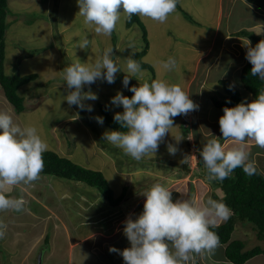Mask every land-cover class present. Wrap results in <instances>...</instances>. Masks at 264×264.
<instances>
[{
    "label": "rangeland",
    "instance_id": "rangeland-1",
    "mask_svg": "<svg viewBox=\"0 0 264 264\" xmlns=\"http://www.w3.org/2000/svg\"><path fill=\"white\" fill-rule=\"evenodd\" d=\"M8 2L5 73H38V77L20 91L25 97V110L20 117L14 115L13 107L0 85V112L8 113L13 122L22 128L35 126L47 143V150L58 151V141L62 142L65 150L66 147L73 149H68L69 157L80 165L102 171L115 196H119L124 187L128 190L126 198L118 206H112L96 187L42 172L32 184L13 188L7 194L23 197L25 206L22 212L10 210L0 213V219L7 224L6 235L0 239V264H39V255H42L41 264H78L74 255L78 249L75 247L85 254L83 264H108L110 257L119 255L110 252L109 248L122 249L125 242L120 241L124 237V221L129 217L135 220L143 211L146 198L139 193L154 183L169 187L174 202L184 198L195 199L197 204H203L210 197L211 190L207 192L201 183L206 188L213 186L193 169L203 142L213 135V122L219 124V118L223 115V108L216 107L212 101L213 95L220 99L227 96L219 85L220 79L229 78L240 87L241 102L253 100L252 94L239 84L238 69L241 63V66L244 65V59L248 61L245 46L239 44L245 45L246 41L237 43L233 36L238 32L236 27L240 23L243 26V22H248L244 15L249 9L242 1L179 0L178 4L182 8L177 4L176 11L169 15L165 23L141 19L146 26L150 44L141 60L149 62L155 74L142 68L144 79L140 83L161 79L178 84L199 107L186 116L175 117L174 127L159 145L155 156L145 157L140 162L103 140V134L113 129L104 122L99 124L96 117H102L98 102L105 104L112 116L117 112L122 113V106L113 105L111 98L117 92L125 95L129 92L130 84L139 86L135 77L130 78L128 88L124 87L122 81L127 74L126 59L131 57L136 60L134 54L145 47L142 28L138 24L127 27V19L122 15L110 37L97 35L83 24V18L78 14L77 0ZM257 2L264 5V0ZM235 4L231 9L230 6ZM184 11L191 13L201 25L189 21ZM51 12L59 27L63 31L66 28L64 34L60 31L62 36H57V30L50 32V23L54 20L48 18L47 14ZM227 31L231 35H227ZM84 37L90 40V45L80 49L77 45ZM51 45L54 46L49 47ZM108 47L114 49L111 58L121 69L116 74L115 82L109 84L97 80L90 86H84V91L90 87L98 97L94 101H84L86 105H91V112L75 105L69 106L64 100L67 91L62 69L77 59L82 63H93ZM170 56L176 59L177 67L166 71L159 62L166 61ZM184 128H188V134ZM217 128L218 125L213 129L217 131ZM177 138H181L178 143L175 140ZM169 143L178 148L174 156L167 151ZM251 148L250 157H255L258 170L264 173V153L256 157L254 153L258 147ZM189 160L193 161L192 166ZM185 161L190 168L185 165ZM142 164L144 169L141 172L128 170L139 168ZM201 170L203 173L205 169L201 167ZM156 172L158 176L155 177L153 175ZM46 177L49 179L46 180ZM234 235L244 240L247 248L264 246V241L258 240L249 222L247 225L238 223ZM105 250L108 255L102 254ZM89 251L93 252L89 254ZM258 259L263 261V258L253 257L247 262L255 264ZM212 262L218 264L212 257L197 258V264Z\"/></svg>",
    "mask_w": 264,
    "mask_h": 264
},
{
    "label": "clouds",
    "instance_id": "clouds-1",
    "mask_svg": "<svg viewBox=\"0 0 264 264\" xmlns=\"http://www.w3.org/2000/svg\"><path fill=\"white\" fill-rule=\"evenodd\" d=\"M178 3L179 0H77L78 14L86 28L97 35L109 37L122 15L128 20L138 16L165 23L169 15L176 11ZM244 3L251 7L247 0ZM233 36L240 35L234 33ZM89 45L90 40L84 37L77 47L85 49ZM245 46L246 59L252 65L251 75L264 80V39L255 47L247 40ZM113 51L112 47H108L93 63H82L77 59L62 69L67 91L64 100L69 106L92 111L91 105H86L84 101H94L98 97L90 87L84 91V86H90L97 80L109 84L115 82L121 69L111 58ZM159 63L166 71L177 67L176 59L171 56ZM126 71L122 81L124 87L128 88L132 77L139 81V86L129 88L133 93L131 98L120 92L111 98L113 105L123 108L122 113L114 114V121L124 130L106 131L102 138L121 149L124 155L140 162L145 157L155 156L159 145L174 127L175 117L186 116L198 110L199 106L178 84L161 79L140 83L144 79V70L140 62L131 57L126 59ZM229 87L231 90L232 86ZM96 120L103 124L102 117H96ZM218 123L223 140L212 135L197 153L193 170L198 168L200 155L206 179L210 182H222L237 168H242L248 176L257 174L258 166L254 159H250L247 144L251 142L264 149V89H260L251 102L245 99L234 107H224ZM175 140L178 143L181 138ZM47 149V143L35 126L22 128L13 122L8 113L0 112V213L24 210L23 197H12L7 193L40 178L44 168L43 153ZM167 151L174 156L178 148L169 143ZM192 164L193 161L189 160V165ZM185 165L190 168L186 161ZM170 190L161 183H154L139 193L146 198L142 213L135 220L129 217L124 221L123 232L130 247L122 251L109 248L110 252L122 256L124 264H197V258H211L220 247L219 236L211 229L217 227L220 221L228 220L231 209L211 197L203 204L184 198L174 202ZM6 230L7 224L0 219V239H4Z\"/></svg>",
    "mask_w": 264,
    "mask_h": 264
},
{
    "label": "trees",
    "instance_id": "trees-1",
    "mask_svg": "<svg viewBox=\"0 0 264 264\" xmlns=\"http://www.w3.org/2000/svg\"><path fill=\"white\" fill-rule=\"evenodd\" d=\"M252 1L261 8H264V5L258 3L257 0ZM178 6L180 9L182 8L181 5L178 4ZM8 12V0H0V85L4 89L5 95L12 104L15 113L20 115L25 110V97L20 91L30 82L37 79L38 73H28L24 75L20 73H13L12 75L5 73L4 65L7 48L6 31L8 28ZM184 13L189 21L201 25L200 22L192 17L191 13L188 11H184ZM126 23L128 27L136 23L142 28L144 32V41H146L145 47L143 50L136 52L134 57L140 62L143 69H149L155 74L154 67L149 62L141 60V56L147 53L150 45L145 24L138 16H133L131 20L127 19ZM235 35L250 37L255 45L261 40L260 36H256L248 30L238 31ZM251 67L252 65L247 62L241 69H238L240 72L239 84L252 94L254 100L258 91L264 89V80L252 76L250 73ZM219 85L227 96L225 99H220L213 95L212 101L216 107H234L241 102L242 94L240 92V87L238 88L234 85L231 79H220ZM230 85L232 86L231 90L229 87ZM132 86H134V84H130L129 87L131 88ZM132 95L133 93L131 91L125 94V96L129 98H131ZM97 105L100 108L103 122L106 126L111 127L113 130H124L114 121V116L110 114L105 104L98 102ZM217 125L219 131L213 129ZM215 126L213 125L212 127L213 135L220 138L222 141V133L220 132L219 124H215ZM184 129L185 133L188 134V128ZM43 161V174L61 179L85 182L89 186L96 187L112 206H118L127 196V187H124L119 196H115L114 190L102 171L80 165L72 159L61 156L53 150H47L43 153ZM203 165L202 158L199 155L198 170L196 169L194 172L197 171L199 175L201 174L202 177L206 179V170H203V173L201 170V167L204 168ZM211 185L213 187L210 197L225 203L232 211L228 220L219 223L217 227L211 229L219 236L220 245H225L224 255L226 259L233 264H245L248 260L257 255H264V246L256 245L252 248H247L245 241L234 235L238 223L247 225V222H249L252 224V229L258 240L264 241V173L258 170L257 174L248 176L244 173L242 168H237L222 182L211 181ZM46 240L48 239L46 238Z\"/></svg>",
    "mask_w": 264,
    "mask_h": 264
},
{
    "label": "crops",
    "instance_id": "crops-1",
    "mask_svg": "<svg viewBox=\"0 0 264 264\" xmlns=\"http://www.w3.org/2000/svg\"><path fill=\"white\" fill-rule=\"evenodd\" d=\"M230 3H231V1H233V0H228ZM239 1H242V4L243 5H245L248 9H249V11L244 15V16H247V20H248V22H243V26H242V23H240L237 27H236V30L237 31H241V30H248V31H250L251 33H253V34H255L256 36H260L261 37V40L262 39H264V8H261L260 6H258L256 3H253V1L252 0H248L247 1V3L248 4H250L251 5V7L249 8L245 3H244V0H237V3L239 2ZM236 3V4H237ZM236 4L233 6V5H231L230 6V8L232 9V8H234L235 6H236ZM220 11H221V9H220ZM223 13H224V6H223ZM48 15V18H51V19H55L54 18V16H53V12H51L50 14H47ZM253 20H254V22H253ZM63 28H60L59 27V25H58V22L56 21V20H54L52 23H50V32L51 33H53L51 30H57L59 33H58V35L57 36H62V34H64V31L66 30V28H64V31L62 30ZM60 31H63V33L60 35ZM233 32H235L234 31V29H233ZM227 33V35H231L230 33L231 32H229V31H227L226 32ZM235 33H237V32H235ZM257 33H260L259 35L257 34ZM56 36V37H57ZM229 38H230V36H228ZM244 39V40H243ZM251 39V38H250ZM249 38H244V37H236L235 36V39L234 40H236V42L237 43H239V42H242V41H246V43H245V45L247 44V40H249L250 42H251V46L252 47H255V44H254V42H252L251 40H250ZM233 40V41H234ZM240 46H245V45H243L242 43H240L239 44ZM54 45H51V46H49V47H53ZM245 49H246V51H247V48H246V46H245ZM244 49V50H245ZM28 55H30L31 56V54H28ZM247 62H249V61H245V59H244V64L245 63H247ZM66 64V63H65ZM243 63H241V65H242ZM240 65V67H239V69H241V66ZM9 101V100H8ZM10 103V102H9ZM10 105L12 106V104L10 103ZM13 107V106H12ZM13 111H14V115L16 114L15 113V110H14V108H13ZM16 116V115H15ZM17 116H19L20 117V115H18L17 114ZM213 124H216L215 122H213ZM212 138V137H211ZM94 142V141H93ZM206 141H204L203 142V144L205 143ZM95 144V143H94ZM58 145H59V149H58V151H56V150H53V151H55V152H57L58 154H60L61 156H66V157H68V158H70L69 157V152H68V149L69 150H72L73 151V149H71V148H69V147H66V150L62 147V142L61 141H58ZM56 146V145H55ZM97 146V145H96ZM98 147H100L99 145H98ZM202 147L203 146H201V148L200 149H202ZM251 147H257V146H255L253 143H251V142H249L248 144H247V150L249 151V150H252V148ZM62 149V150H61ZM264 153V149H261V148H259L258 147V149H257V151L254 153V155H256V157H257V154H259V155H262ZM252 157V156H251ZM250 157V159H254L255 160V157H252L251 158ZM71 159V158H70ZM82 161H84L85 162V160H82ZM90 161V160H89ZM86 163V162H85ZM86 165V164H85ZM258 165V164H257ZM144 168H143V164L139 167V168H135V169H128V170H136V171H139V172H141V170H143ZM148 169H151V168H148ZM152 170V169H151ZM135 171V172H136ZM138 172V173H139ZM147 172H148V170H147ZM146 172V173H147ZM134 173V172H133ZM137 173V174H138ZM153 176H158L157 175V172L156 173H154V175ZM153 176H152V181L154 180L153 179ZM46 180H48V178H46ZM149 180H151V179H149ZM201 185H202V187H203V189H206L207 190V192H209V190H211L212 191V188L211 187H209V185H208V187L210 188H206V185H203L202 183H201ZM86 186V185H85ZM88 186V185H87ZM92 187V186H91ZM145 187V186H144ZM143 187V188H144ZM90 188V187H89ZM90 189H93L94 190V188H90ZM197 191H198V188H197ZM210 191V192H211ZM65 194V193H64ZM43 206V205H42ZM232 212V211H231ZM113 219V218H112ZM122 236H124L123 238H121L120 239V241L121 240H124L125 242H124V244H122L121 246H122V249H119V250H123V249H125L126 247V245L128 246V247H130V245H129V241H128V239L126 238V236L124 235V232H123V234H122ZM79 239H80V236L78 237ZM73 245V242L71 243V246ZM110 246V245H109ZM108 246V247H109ZM107 247V248H108ZM224 247H225V245H222V246H220V250H216V252H215V255L214 256H212V260L214 261V262H216V263H218V264H221V263H227V264H233V263H231L230 261H228L227 259H226V257H225V255H224ZM75 249H78L77 250V254L75 253L74 255H76V257H77V260H78V264H80L81 262H82V264H83V262H85V259H86V257H85V254H82V252H81V249L79 248V247H75ZM71 250H74V248L73 247H71ZM107 250V249H106ZM106 250L105 251H103L102 252V254L103 255H108L107 253H106ZM81 252V253H80ZM91 252H93V251H91ZM91 252L89 251V254H91ZM97 252V251H96ZM99 252H101L100 250H99ZM221 253L220 254V256L219 257H217L216 255H218V253ZM73 255V256H74ZM264 255H257V256H255L254 258H263L262 260L263 261H261V259H258L257 261H256V263L255 264H257V262H258V264H264V257H263ZM103 260H104V257L102 258ZM107 263L108 264H124V261H123V258H122V256H120V255H117L116 257H110V259H108L107 260ZM213 263V262H212ZM103 264H106V263H103ZM214 264V263H213ZM245 264H249L248 262L247 263H245Z\"/></svg>",
    "mask_w": 264,
    "mask_h": 264
},
{
    "label": "water",
    "instance_id": "water-1",
    "mask_svg": "<svg viewBox=\"0 0 264 264\" xmlns=\"http://www.w3.org/2000/svg\"><path fill=\"white\" fill-rule=\"evenodd\" d=\"M42 258V255H39V264H41V259Z\"/></svg>",
    "mask_w": 264,
    "mask_h": 264
}]
</instances>
